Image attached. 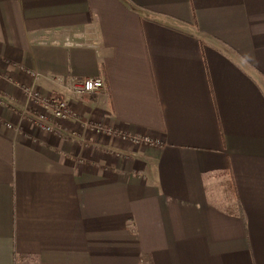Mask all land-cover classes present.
I'll return each mask as SVG.
<instances>
[{"label": "crops", "instance_id": "0c3cea01", "mask_svg": "<svg viewBox=\"0 0 264 264\" xmlns=\"http://www.w3.org/2000/svg\"><path fill=\"white\" fill-rule=\"evenodd\" d=\"M0 76V264H264V0H0Z\"/></svg>", "mask_w": 264, "mask_h": 264}, {"label": "built area", "instance_id": "2783aa9c", "mask_svg": "<svg viewBox=\"0 0 264 264\" xmlns=\"http://www.w3.org/2000/svg\"><path fill=\"white\" fill-rule=\"evenodd\" d=\"M26 74L31 79L32 84L22 88V92L26 100L32 102L33 104L43 108L46 113L50 115L54 120H66L70 118L71 112L69 110L67 102L60 95H50L44 96L42 92L37 89L36 84L39 81L40 76L38 73L26 70ZM1 78V76H0ZM55 84L60 86L65 92L72 94L77 98H81L87 94H95L101 92L103 89V82L101 79H86V80H74L71 78L62 79L57 78L53 80ZM2 104L3 102L0 101ZM26 112H21L20 116L25 118ZM35 127L46 132H54V128L51 124L47 122V116L41 114L32 120ZM11 128V126H7ZM134 143H139L140 140L133 138ZM143 142L146 145H154L150 140L144 139Z\"/></svg>", "mask_w": 264, "mask_h": 264}, {"label": "rangeland", "instance_id": "374dc122", "mask_svg": "<svg viewBox=\"0 0 264 264\" xmlns=\"http://www.w3.org/2000/svg\"><path fill=\"white\" fill-rule=\"evenodd\" d=\"M44 96H49L50 95H56V94H53V93H42Z\"/></svg>", "mask_w": 264, "mask_h": 264}]
</instances>
